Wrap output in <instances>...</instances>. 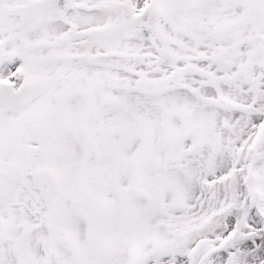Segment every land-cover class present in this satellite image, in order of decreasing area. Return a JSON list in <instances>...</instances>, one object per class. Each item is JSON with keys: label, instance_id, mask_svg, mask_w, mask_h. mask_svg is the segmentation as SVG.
<instances>
[{"label": "snow or ice", "instance_id": "snow-or-ice-1", "mask_svg": "<svg viewBox=\"0 0 264 264\" xmlns=\"http://www.w3.org/2000/svg\"><path fill=\"white\" fill-rule=\"evenodd\" d=\"M0 264H264V0H0Z\"/></svg>", "mask_w": 264, "mask_h": 264}]
</instances>
